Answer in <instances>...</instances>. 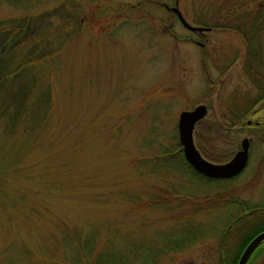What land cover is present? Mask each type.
<instances>
[{"label":"rangeland","instance_id":"rangeland-1","mask_svg":"<svg viewBox=\"0 0 264 264\" xmlns=\"http://www.w3.org/2000/svg\"><path fill=\"white\" fill-rule=\"evenodd\" d=\"M258 3L0 0V72L34 86L30 111L0 110V264H146L148 249L195 226L205 237L158 264H223L229 219L242 202L264 207V30L246 21L264 17ZM171 7L213 28L189 30ZM198 104L206 160L251 140L233 178L179 161L178 115ZM73 234L91 238L89 261H76Z\"/></svg>","mask_w":264,"mask_h":264},{"label":"trees","instance_id":"trees-1","mask_svg":"<svg viewBox=\"0 0 264 264\" xmlns=\"http://www.w3.org/2000/svg\"><path fill=\"white\" fill-rule=\"evenodd\" d=\"M264 1V0H261ZM264 19V17H261ZM203 26V25H202ZM253 30L255 28H258V32L264 30V25L255 27L251 26ZM22 31V33H21ZM18 32V34H25L26 30L23 28ZM256 32V31H255ZM257 33V32H256ZM7 39L4 41L7 42ZM11 40L13 41V45L19 44L18 41L15 40L14 37H12ZM1 42V41H0ZM3 42V41H2ZM22 43V42H21ZM20 43V46L26 44H33V42L25 41L22 44ZM35 43V42H34ZM36 44V43H35ZM3 45V44H2ZM6 56L5 52L3 50L0 51V57ZM7 70V69H5ZM16 74V75H15ZM32 80L34 76L31 77ZM15 79H18L21 83L18 84L15 82ZM17 84V86H16ZM34 86H30V78L27 75H18L17 73H13L10 70L8 72H0V97H3V100H0V110L2 109L1 113L3 112V115L5 116H11L16 115L18 112L23 113L25 108L27 111H30L32 109L33 104H31L32 100L28 98L30 95L31 89H33ZM262 88V87H261ZM260 94V92H259ZM262 94V93H261ZM259 95L257 99L264 97V95ZM30 102V103H29ZM8 104H10L13 108V112H10L9 114V108H7ZM0 113V114H1ZM233 121L235 120V117L237 116V112L233 111ZM237 119V118H236ZM31 125L25 127L26 129H29ZM177 150H181V145L176 143ZM160 152L156 153L154 157H161L166 156L167 153L166 147H163ZM181 154V153H180ZM177 156V155H176ZM179 161L184 164L189 171L193 172L197 176H200L204 178L203 175L197 173L195 170L192 169V167L185 161L183 155H180ZM148 159H151L150 156H148ZM207 178V177H206ZM209 179V178H208ZM240 201L239 199H237ZM229 231H230V238L229 242L226 244L227 240H225V249L221 250V258L223 264H236L238 261V258L243 251L244 247L247 245V243L259 232L264 230V207L260 205H250L246 202L241 203V207H239L235 214L229 219ZM204 232L202 228H198V226L185 228L181 232V237L178 240L168 238L167 240L162 241V246H155L151 249H148V251L145 253L147 254V258L144 257V260L146 264H158V261L160 258L164 257L167 254L173 253L175 251L181 252L183 251L186 246L191 245L193 243L198 242L199 240H202L204 238ZM70 238H73V242L75 240V247L77 250L76 254V261H82L86 262L88 259L85 257L86 254H88L91 250V238H86L82 242L78 235L71 236ZM182 238V239H181ZM158 245V244H157ZM84 253H86L84 255ZM90 254V253H89ZM102 255H98L97 260L93 262L92 264H100V262L105 261L107 264H126L124 261L125 256H121L116 258L113 255H109L110 257H106L105 260L101 257ZM127 259V257H125ZM89 261V260H88ZM246 264H264V242H262L251 254Z\"/></svg>","mask_w":264,"mask_h":264},{"label":"water","instance_id":"water-1","mask_svg":"<svg viewBox=\"0 0 264 264\" xmlns=\"http://www.w3.org/2000/svg\"><path fill=\"white\" fill-rule=\"evenodd\" d=\"M178 17L179 21L189 30L202 31L205 27L192 26L186 23L180 11L176 7L170 8ZM207 108L204 104H198L191 110H183L177 119L178 141L181 145L182 155L185 161L197 173L212 179H229L238 175L248 161L249 140L244 137L240 141L239 148L233 156L224 163H213L206 160L196 148L193 139L195 124L204 118ZM248 121L247 123H250ZM264 242V230L256 234L244 247L236 264H246L253 251Z\"/></svg>","mask_w":264,"mask_h":264},{"label":"flooded vegetation","instance_id":"flooded-vegetation-1","mask_svg":"<svg viewBox=\"0 0 264 264\" xmlns=\"http://www.w3.org/2000/svg\"><path fill=\"white\" fill-rule=\"evenodd\" d=\"M258 4H259V6L264 5V1L259 0ZM240 7H243V3H241V2H240ZM260 15L258 17L256 16V17H254V18H252L250 20H246V21H249L254 26H256V25L260 26V25H262L264 23V19H262L261 18L262 16H260ZM213 25L214 24L211 23L210 25L204 26L206 28L205 30H211L213 28ZM263 47H264V40H263ZM256 124H258V122H256ZM248 140H249V147H250L251 140L249 138H248ZM248 158H249V148H248ZM222 163H224V162H222ZM247 163H248V161H247Z\"/></svg>","mask_w":264,"mask_h":264}]
</instances>
